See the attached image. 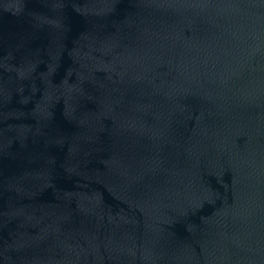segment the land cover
Here are the masks:
<instances>
[{
    "label": "water",
    "instance_id": "water-1",
    "mask_svg": "<svg viewBox=\"0 0 264 264\" xmlns=\"http://www.w3.org/2000/svg\"><path fill=\"white\" fill-rule=\"evenodd\" d=\"M0 264H264V0H0Z\"/></svg>",
    "mask_w": 264,
    "mask_h": 264
}]
</instances>
